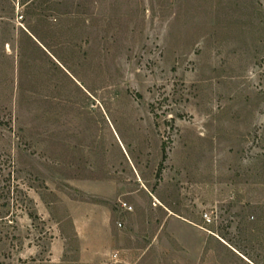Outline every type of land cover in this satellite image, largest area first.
<instances>
[{
    "label": "rangeland",
    "instance_id": "1",
    "mask_svg": "<svg viewBox=\"0 0 264 264\" xmlns=\"http://www.w3.org/2000/svg\"><path fill=\"white\" fill-rule=\"evenodd\" d=\"M0 264H264V0H0Z\"/></svg>",
    "mask_w": 264,
    "mask_h": 264
},
{
    "label": "crops",
    "instance_id": "2",
    "mask_svg": "<svg viewBox=\"0 0 264 264\" xmlns=\"http://www.w3.org/2000/svg\"><path fill=\"white\" fill-rule=\"evenodd\" d=\"M80 188V190L84 191L87 195L103 198L112 197L114 191L112 185H108L107 183H85ZM72 213L75 218L82 215H89L88 226L95 224V217L97 219L99 217V221L97 222L98 225H96L95 228H98L99 232L103 233L105 236L109 234L112 211L107 204L104 205L97 202H84L79 206L74 204L72 206Z\"/></svg>",
    "mask_w": 264,
    "mask_h": 264
}]
</instances>
